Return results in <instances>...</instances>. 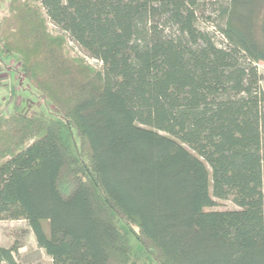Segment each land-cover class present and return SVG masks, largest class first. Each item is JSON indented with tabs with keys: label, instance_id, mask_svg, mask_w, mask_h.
<instances>
[{
	"label": "trees",
	"instance_id": "trees-1",
	"mask_svg": "<svg viewBox=\"0 0 264 264\" xmlns=\"http://www.w3.org/2000/svg\"><path fill=\"white\" fill-rule=\"evenodd\" d=\"M9 11L6 50L68 123L0 113V220L26 219L52 264H264V0ZM20 247L0 245V264H25Z\"/></svg>",
	"mask_w": 264,
	"mask_h": 264
},
{
	"label": "rangeland",
	"instance_id": "rangeland-1",
	"mask_svg": "<svg viewBox=\"0 0 264 264\" xmlns=\"http://www.w3.org/2000/svg\"><path fill=\"white\" fill-rule=\"evenodd\" d=\"M10 2L11 0H0V113L13 112L15 107L20 105L21 110L26 114L43 111L68 123L63 115L53 107L51 101L30 84L16 56L10 54L5 48L4 36L6 33L15 31L18 26V20L16 17H12L9 11ZM48 22L49 31L54 34L59 33L56 26L51 21ZM202 23L205 25L204 20ZM209 28L213 29L214 27L210 24ZM70 45L74 47V54L79 52L80 49L77 45L73 43H70ZM86 59L92 64L97 62L96 59L89 56ZM258 67L264 76V62H260ZM261 85L264 90V78ZM64 137L71 147L73 156L79 158L80 138L77 130L71 126L65 130ZM219 201L216 208L236 207L230 199ZM120 227L129 230L122 221ZM129 238L134 246V253L137 255L142 250V245L130 232ZM16 241L21 244L17 254L20 261L25 264H52L50 256L37 245L35 236L26 219L0 220V245L11 246ZM137 257L135 256L136 259ZM145 264H158V262L151 257Z\"/></svg>",
	"mask_w": 264,
	"mask_h": 264
},
{
	"label": "crops",
	"instance_id": "crops-1",
	"mask_svg": "<svg viewBox=\"0 0 264 264\" xmlns=\"http://www.w3.org/2000/svg\"><path fill=\"white\" fill-rule=\"evenodd\" d=\"M51 258V257H50ZM52 259V258H51Z\"/></svg>",
	"mask_w": 264,
	"mask_h": 264
}]
</instances>
